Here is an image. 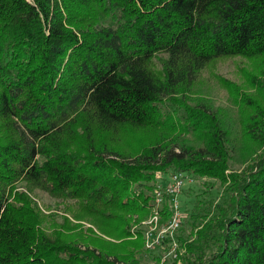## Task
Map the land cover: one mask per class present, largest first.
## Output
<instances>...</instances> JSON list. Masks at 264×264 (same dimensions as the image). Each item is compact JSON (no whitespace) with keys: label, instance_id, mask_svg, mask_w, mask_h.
I'll use <instances>...</instances> for the list:
<instances>
[{"label":"trees","instance_id":"16d2710c","mask_svg":"<svg viewBox=\"0 0 264 264\" xmlns=\"http://www.w3.org/2000/svg\"><path fill=\"white\" fill-rule=\"evenodd\" d=\"M236 56L264 61V0H0V264H264V109L241 137L192 93ZM126 129L161 135L126 151ZM171 172L204 187L148 250ZM40 191L113 241L50 234Z\"/></svg>","mask_w":264,"mask_h":264},{"label":"rangeland","instance_id":"374dc122","mask_svg":"<svg viewBox=\"0 0 264 264\" xmlns=\"http://www.w3.org/2000/svg\"><path fill=\"white\" fill-rule=\"evenodd\" d=\"M192 93L195 97L214 102L215 108L219 109L238 129L235 134H241L242 137L246 134V125L255 121L254 117L251 118L252 114L257 110L264 109V61L261 58L241 56L216 60L201 71L192 86ZM160 133L159 130L158 132L139 129L122 130L119 133L117 144L123 150L137 152L158 140ZM240 144L243 146V142L240 141ZM246 144L251 146L249 141H246ZM242 152H246V149H243ZM204 181L205 179H196L191 184L185 182V188L193 186H191L190 197L184 196V194L181 196L183 205L184 200H189V204L193 202L195 194L204 187ZM20 189L28 192L24 188ZM34 199L40 205L45 218L44 226L50 234L58 235L60 233L65 238H80L91 234L94 238L100 237L113 241L90 222L75 219L66 205L56 203V200L47 193L40 191ZM161 221L162 218L160 226L169 220L165 223H161ZM76 224L81 226L75 227ZM88 228H93L95 234H92ZM136 236L133 235L135 238Z\"/></svg>","mask_w":264,"mask_h":264},{"label":"built area","instance_id":"2783aa9c","mask_svg":"<svg viewBox=\"0 0 264 264\" xmlns=\"http://www.w3.org/2000/svg\"><path fill=\"white\" fill-rule=\"evenodd\" d=\"M157 178L160 182L155 192L154 212L146 221L149 227L145 232V247L148 250L161 245L165 237H175L184 215L181 206V195L185 188V182L191 184V182L196 180L185 172H171L166 175V178L162 174L157 173ZM165 201L169 204L171 216L166 224L160 226L161 208ZM178 248V242L173 239L168 255L177 256Z\"/></svg>","mask_w":264,"mask_h":264}]
</instances>
